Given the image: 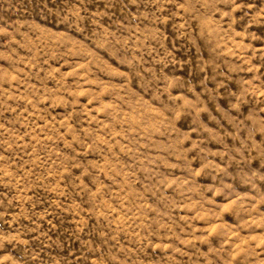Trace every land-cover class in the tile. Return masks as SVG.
Here are the masks:
<instances>
[{"label": "rangeland", "instance_id": "rangeland-1", "mask_svg": "<svg viewBox=\"0 0 264 264\" xmlns=\"http://www.w3.org/2000/svg\"><path fill=\"white\" fill-rule=\"evenodd\" d=\"M0 264H264V0H0Z\"/></svg>", "mask_w": 264, "mask_h": 264}]
</instances>
